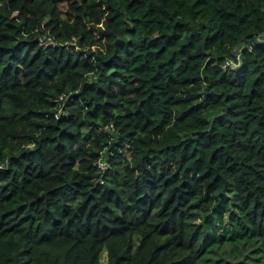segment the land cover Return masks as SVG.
Returning <instances> with one entry per match:
<instances>
[{"label":"trees","instance_id":"1","mask_svg":"<svg viewBox=\"0 0 264 264\" xmlns=\"http://www.w3.org/2000/svg\"><path fill=\"white\" fill-rule=\"evenodd\" d=\"M259 36L264 0H0V264H264ZM225 193L253 234L204 246Z\"/></svg>","mask_w":264,"mask_h":264},{"label":"rangeland","instance_id":"2","mask_svg":"<svg viewBox=\"0 0 264 264\" xmlns=\"http://www.w3.org/2000/svg\"><path fill=\"white\" fill-rule=\"evenodd\" d=\"M202 221L205 231L204 246L215 241L226 242L236 238H249L253 234L251 226L245 221L243 212L237 205L231 204L228 193L223 195L220 202L202 218ZM223 250V257L227 260L225 263L229 264H240L246 260L244 256L248 255L247 250L241 248V245L237 246L235 250L231 245L226 244ZM104 257L105 253L103 252L101 255L102 262ZM210 259L213 261L215 257L211 256Z\"/></svg>","mask_w":264,"mask_h":264},{"label":"built area","instance_id":"3","mask_svg":"<svg viewBox=\"0 0 264 264\" xmlns=\"http://www.w3.org/2000/svg\"><path fill=\"white\" fill-rule=\"evenodd\" d=\"M38 43L39 45H53L54 41L51 37L41 35L38 37ZM240 59V54L238 48H231L229 51V54L227 57H225L222 61L221 67L226 68V67H233ZM63 95H60L59 98L61 99ZM96 166L99 170H103L106 166V163L101 159H97L96 161Z\"/></svg>","mask_w":264,"mask_h":264},{"label":"water","instance_id":"4","mask_svg":"<svg viewBox=\"0 0 264 264\" xmlns=\"http://www.w3.org/2000/svg\"><path fill=\"white\" fill-rule=\"evenodd\" d=\"M263 38H264V36H259L258 39H257L256 41H257V42H260Z\"/></svg>","mask_w":264,"mask_h":264},{"label":"clouds","instance_id":"5","mask_svg":"<svg viewBox=\"0 0 264 264\" xmlns=\"http://www.w3.org/2000/svg\"><path fill=\"white\" fill-rule=\"evenodd\" d=\"M39 44V43H38ZM99 159V158H98ZM103 160V159H102Z\"/></svg>","mask_w":264,"mask_h":264}]
</instances>
